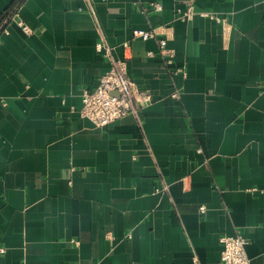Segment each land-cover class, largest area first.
Here are the masks:
<instances>
[{
  "label": "crops",
  "instance_id": "1",
  "mask_svg": "<svg viewBox=\"0 0 264 264\" xmlns=\"http://www.w3.org/2000/svg\"><path fill=\"white\" fill-rule=\"evenodd\" d=\"M16 1L0 0V264H222L237 233L264 264V0H194L221 22L178 18L191 0ZM102 36L153 100L97 126L79 109L111 64Z\"/></svg>",
  "mask_w": 264,
  "mask_h": 264
},
{
  "label": "built area",
  "instance_id": "2",
  "mask_svg": "<svg viewBox=\"0 0 264 264\" xmlns=\"http://www.w3.org/2000/svg\"><path fill=\"white\" fill-rule=\"evenodd\" d=\"M151 6L155 11L162 9V4L158 1H153ZM198 13L202 16H207L217 22L225 21L226 18L220 14L209 11H196L194 0L188 3L185 10H178V18L183 20H191ZM11 15L5 17L3 30L7 29V22ZM22 29L27 33H33L36 28L28 24L19 22ZM6 26V27H5ZM157 32L154 28L133 29V38L141 37L148 39L156 37ZM97 50L102 52L109 60L110 67L100 76L97 86L93 90L85 88L82 92V106L79 109L83 117L90 119L97 126H106L111 122L120 119L130 113L138 114L139 109L152 102V94L140 88L138 84L131 78L128 72L127 56L117 58L113 53L112 46L102 36L96 44ZM124 47H130V42H124ZM159 52L165 57L168 65H171L174 60L175 50L168 47L165 38L159 39ZM149 54H153L152 51ZM175 72H184L182 67L176 68ZM185 73V72H184ZM174 97L179 96V92L173 93ZM201 210L205 206L200 207ZM223 243L221 251L222 264H251V259L247 253L246 244L248 240L241 233L224 234L220 237Z\"/></svg>",
  "mask_w": 264,
  "mask_h": 264
},
{
  "label": "trees",
  "instance_id": "3",
  "mask_svg": "<svg viewBox=\"0 0 264 264\" xmlns=\"http://www.w3.org/2000/svg\"><path fill=\"white\" fill-rule=\"evenodd\" d=\"M20 2H21V0H17V1L14 3V6H13V7H16ZM13 7L9 10L10 12L7 13V15L10 14V13L13 11V10H12V9H14ZM16 9H17V7L15 8V10H16ZM7 15H5V16H7Z\"/></svg>",
  "mask_w": 264,
  "mask_h": 264
}]
</instances>
